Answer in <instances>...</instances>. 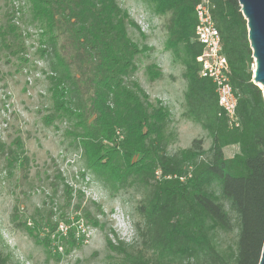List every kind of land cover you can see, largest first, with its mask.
I'll return each mask as SVG.
<instances>
[{"label": "trees", "instance_id": "16d2710c", "mask_svg": "<svg viewBox=\"0 0 264 264\" xmlns=\"http://www.w3.org/2000/svg\"><path fill=\"white\" fill-rule=\"evenodd\" d=\"M28 1L42 28L43 52L51 54L53 113L46 123L72 121L66 132L87 168L115 189L135 184L143 190L138 244H110L122 254L121 264H258L264 240V100L252 81V50L238 0H210L237 95L238 127L229 126L214 83L199 74L202 45L193 40L199 0H147L155 13L168 16L164 49L184 68L185 116L211 138L208 149L194 138L172 154L165 150L168 109L138 83L126 82L140 53L127 34L126 10L116 0ZM8 31H1L2 40ZM159 74L155 70L150 78ZM234 144L238 152L226 157L224 147ZM61 219L69 220L65 211ZM7 261L0 253V264Z\"/></svg>", "mask_w": 264, "mask_h": 264}, {"label": "rangeland", "instance_id": "374dc122", "mask_svg": "<svg viewBox=\"0 0 264 264\" xmlns=\"http://www.w3.org/2000/svg\"><path fill=\"white\" fill-rule=\"evenodd\" d=\"M116 1L128 13V36L140 48L135 71L126 82L138 83L151 101L158 98L168 109L166 152L187 148L194 138H201L208 149L211 138L184 113V68L164 49L168 16L155 13L147 0ZM10 26H15L14 32L8 31ZM4 30L8 33L3 40L0 36V253L7 264H121L122 254L111 245L118 240L138 244L135 222L141 219L137 205L143 190L135 184L115 189L87 168L66 132L72 121L46 123V116L53 113L51 54L43 52L47 47L42 28L32 19L28 0H0V34ZM155 70L160 74L151 79ZM223 150L231 157L238 146ZM64 211L66 223L61 219Z\"/></svg>", "mask_w": 264, "mask_h": 264}, {"label": "built area", "instance_id": "2783aa9c", "mask_svg": "<svg viewBox=\"0 0 264 264\" xmlns=\"http://www.w3.org/2000/svg\"><path fill=\"white\" fill-rule=\"evenodd\" d=\"M196 24L193 40L202 45L201 53L196 57L199 74L209 77L215 85L217 101L225 112L230 127H238L236 114L237 95L230 83V70L226 56L222 52L220 35L212 17L210 0H199L194 7ZM255 63H251L252 72Z\"/></svg>", "mask_w": 264, "mask_h": 264}, {"label": "water", "instance_id": "95a60500", "mask_svg": "<svg viewBox=\"0 0 264 264\" xmlns=\"http://www.w3.org/2000/svg\"><path fill=\"white\" fill-rule=\"evenodd\" d=\"M238 3L246 20L247 37L255 63L252 81L260 87L264 100V0H238ZM258 264H264V240Z\"/></svg>", "mask_w": 264, "mask_h": 264}, {"label": "bare ground", "instance_id": "6f19581e", "mask_svg": "<svg viewBox=\"0 0 264 264\" xmlns=\"http://www.w3.org/2000/svg\"><path fill=\"white\" fill-rule=\"evenodd\" d=\"M261 86V85H260Z\"/></svg>", "mask_w": 264, "mask_h": 264}, {"label": "crops", "instance_id": "0c3cea01", "mask_svg": "<svg viewBox=\"0 0 264 264\" xmlns=\"http://www.w3.org/2000/svg\"><path fill=\"white\" fill-rule=\"evenodd\" d=\"M225 148V147H224Z\"/></svg>", "mask_w": 264, "mask_h": 264}]
</instances>
